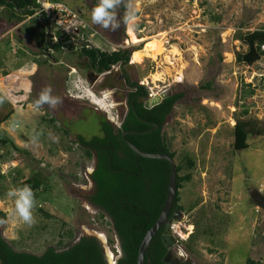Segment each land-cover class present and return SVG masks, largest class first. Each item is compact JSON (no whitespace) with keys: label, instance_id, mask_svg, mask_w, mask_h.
I'll return each mask as SVG.
<instances>
[{"label":"rangeland","instance_id":"374dc122","mask_svg":"<svg viewBox=\"0 0 264 264\" xmlns=\"http://www.w3.org/2000/svg\"><path fill=\"white\" fill-rule=\"evenodd\" d=\"M97 2L62 3L85 13L95 30L91 34L95 38H89L94 48L110 53L137 50L145 57L141 64L135 63L134 52L124 70L119 64L99 74L82 67L79 58L66 50L67 55L53 51L44 65V60L38 61L36 25L22 31L28 20L21 25L7 24L0 8V85L4 80L0 94L8 97L0 105V120L13 112L0 126V140L10 138L37 160L20 158L12 148L0 147V191L9 190L18 175L25 180L41 171L49 178L47 190L36 199L31 227L15 216L14 198L0 195V212L6 214L5 220L0 218L2 236L20 244L22 251L41 255L51 246L58 247L61 234L72 231L73 240H63L66 246L82 237L97 238L103 242L107 264H116L118 238L87 199L93 191L90 174L95 160L86 158L74 142L78 136L92 139L100 135V118L113 124L121 121L129 92L123 77L128 76L132 83L146 88L148 97L185 95L164 129L177 153L175 162L179 163L184 153L197 162L192 182L180 191V204L186 209L196 207L182 213L170 228L183 252L179 241L187 240L198 223L197 264H247L248 260L264 264V210L249 195L252 189L264 195V136L249 137V148L237 152L233 135L238 117L255 121L264 130V60L252 66L237 63L235 52L245 53L247 46L234 37L239 31L264 29V0H131L138 14L132 30L136 41L123 23L116 31L93 24L91 11ZM123 14L119 8L118 18ZM50 27L51 37L56 36L58 28ZM154 39L163 45L160 55L145 49ZM5 70L8 77L3 75ZM208 82L211 88L203 89ZM49 84L63 104L57 110L47 105L36 108L35 99ZM51 119L57 129L49 124ZM37 133L42 135L34 141ZM208 227L214 236L204 233Z\"/></svg>","mask_w":264,"mask_h":264},{"label":"trees","instance_id":"16d2710c","mask_svg":"<svg viewBox=\"0 0 264 264\" xmlns=\"http://www.w3.org/2000/svg\"><path fill=\"white\" fill-rule=\"evenodd\" d=\"M37 1L0 0V8L4 9V15L11 24L20 25L35 15ZM52 1L63 2V0ZM121 9L124 11L123 7ZM136 15L138 16V14ZM31 24L36 25L34 29H37L38 32L35 34L38 36L39 52L37 56L41 57L38 61L44 60V65L48 64L47 56L51 57L53 51L66 54V50H70L79 58L82 65L88 60L86 65L89 69L104 74L111 71L113 67L129 61L130 55L137 51L120 50L110 53L91 47L89 43L80 47L69 42L71 39L62 37L59 32L56 35L57 41L54 42L53 36L48 37V29L43 18L33 17L21 26L22 31L26 26L31 27ZM39 29L41 30L39 31ZM81 33L90 37L94 30H81ZM234 37L235 40L247 46L245 53L235 52L237 63L252 66L263 59L264 54L260 50V45L264 43V29L252 33L239 31ZM88 40L92 41L89 38ZM0 65H2L1 62ZM3 75L9 76L6 70ZM124 78L127 81L129 92L126 94V112L118 128L108 122L105 117L100 118V135L92 139L78 136L74 144L83 151L86 158L96 161L95 169L90 175L93 191L87 199L98 210L100 217L103 220H108V224L118 238L120 257L116 264H137L142 240L162 213L169 188L171 166L166 161L138 157L128 147L126 141L144 153L165 154L175 160L177 153L172 150V140L164 129L175 106L184 99L185 95L173 93L160 105L147 110L143 103L145 97L148 96L146 88L138 83H132L126 76ZM211 85L212 83L208 82L202 88L207 90L211 88ZM251 94L253 95L254 92ZM11 115L13 112H9L1 119L0 126L9 120ZM55 123L54 119L49 120V124L57 129L54 126ZM154 125H158V129H155ZM63 133L69 135L67 130H63ZM125 133L129 134L125 136L124 140ZM233 135L234 150L241 152L249 148V137L264 136V130L258 128L255 121L252 123L238 117ZM0 147L12 148L16 154L20 155L18 157L23 158L24 156L31 159L32 162L37 161L29 151L19 148L10 138H1ZM18 157L14 160H17ZM176 165L177 193L170 217L177 209L184 213L185 211L191 212L196 207L193 205L186 209L181 205L180 191L185 184L192 182L197 162L191 155L184 153ZM48 179L41 171H38L25 180H20L19 175L14 177L11 185L12 187L30 185L35 191L37 199L41 191L47 190ZM7 192V189H4L2 193L0 191L1 197H5L6 195H3ZM39 211L48 219L51 218L44 208ZM219 217L221 220L223 219L222 216ZM0 218L5 220L6 214L0 212ZM163 231L164 228L154 237L145 257L146 264L149 262L150 264H167L164 262L168 250L162 241ZM204 233L210 237L214 236L211 227H208ZM64 238L73 240L74 233L69 231L65 235L61 234L58 247L51 246L38 255L18 249L20 244L5 239L0 232V264H107L104 247L97 238L82 237L77 243L67 246L63 243ZM198 239V223H195V231L190 234L189 238L179 241L184 245L185 253L189 258V261H184L181 264H193L194 258L198 256L195 249ZM210 242L216 245L214 240L211 239ZM109 243L112 244L113 241ZM213 251L214 249L210 250V252ZM247 264L258 263L248 260Z\"/></svg>","mask_w":264,"mask_h":264},{"label":"clouds","instance_id":"9594fccd","mask_svg":"<svg viewBox=\"0 0 264 264\" xmlns=\"http://www.w3.org/2000/svg\"><path fill=\"white\" fill-rule=\"evenodd\" d=\"M38 1H37V7H36L37 11L33 17H40V15L38 14L39 7H40V4L38 3ZM47 1L53 4L65 5L62 2H54L52 0H47ZM121 7L124 8V14L122 18H118V9ZM73 11L80 13L82 17L87 21L84 15L85 13L83 11L81 10L79 11L73 10ZM33 17H31V19ZM137 19L138 17L136 15V10L132 7L131 0H98V2L92 8V11H91L92 23L95 25H99L105 30L116 31L117 29L120 28L121 23H123L126 31H131L136 27ZM27 20L29 21V19ZM43 21L46 23L47 29L49 30L50 28L49 33H51L52 31L50 27L51 26L50 22L44 18H43ZM89 30H93V29L91 28ZM59 33L63 35V33L61 32ZM94 33H95V30H94ZM80 35L82 36V39H83L84 35L83 33H81V30H80ZM49 38H51V35L49 36ZM88 38L93 39L94 35L91 36L90 34V37H86L85 40L89 41ZM89 44H90V41H89ZM91 46L94 47L93 45ZM131 57L132 55H130L129 57L130 61H131ZM263 60H264V57H263ZM53 91H54L53 86L50 84L42 88L38 97L34 101L35 107L42 108L43 106L47 105L48 108L52 110H57L63 104V99L58 95H54ZM7 99H8L7 95L0 94V105H3ZM40 135H42V133H37L33 136L32 139L34 141H38ZM94 169H95V166L92 170V173ZM6 195L10 198H14V205H15L14 210H15V216L17 217V219L23 224L31 227L35 223L33 209L36 207V193L33 190V188L27 184H24L23 186H19V187H12L8 190Z\"/></svg>","mask_w":264,"mask_h":264},{"label":"water","instance_id":"95a60500","mask_svg":"<svg viewBox=\"0 0 264 264\" xmlns=\"http://www.w3.org/2000/svg\"><path fill=\"white\" fill-rule=\"evenodd\" d=\"M169 96L170 95L162 94L160 96H157L156 98H151V97L147 98V102L145 103L144 107L147 110H151L154 107L160 105ZM154 127L155 129H158L159 126L154 125ZM128 134L129 133H125L123 135L124 140H125V136ZM126 144L138 157L166 161L171 166L169 188H168V193L166 196V200L164 203L162 213L160 217L158 218V220L156 221V223L152 226V228L149 231H147L139 247L138 256H137V264H146V261H145L146 254L149 252V249H150V246L152 244L154 237L162 228H164L163 235H162V241H163L164 246L168 250L167 255H169V252H171L174 248L182 251V248L177 244V241L174 238V236L171 234V230H170L171 225L175 221H179L182 217V212L179 209L175 210L173 215L170 217L172 209H173L176 193H177V165H176L175 160L171 159L168 155L144 153L141 150H139L136 146L131 144L130 142L126 141ZM249 195H250L251 201L258 208L264 210V195L257 189H252ZM99 241L103 245V242L101 240ZM164 262L167 264H171L168 260H165ZM148 264H150V262Z\"/></svg>","mask_w":264,"mask_h":264},{"label":"built area","instance_id":"2783aa9c","mask_svg":"<svg viewBox=\"0 0 264 264\" xmlns=\"http://www.w3.org/2000/svg\"><path fill=\"white\" fill-rule=\"evenodd\" d=\"M38 3L40 4L38 11L40 17L48 20L51 25H55L58 28V32L74 33L79 31L80 33V30L91 29L80 13L74 12L65 5L53 4L47 0H39ZM54 40L57 41L56 36H54ZM260 49L264 53V43L260 45ZM262 92L264 95V77L262 78Z\"/></svg>","mask_w":264,"mask_h":264},{"label":"flooded vegetation","instance_id":"af4514ba","mask_svg":"<svg viewBox=\"0 0 264 264\" xmlns=\"http://www.w3.org/2000/svg\"><path fill=\"white\" fill-rule=\"evenodd\" d=\"M68 8H70L68 5H66ZM70 9H72V10H75V9H73V8H70ZM31 18H29V20H30ZM7 24H11L10 23V20L9 19H7ZM49 30H50V28H49ZM49 30H48V34H49V36L51 35V33H49ZM62 37H69L71 40L69 41V42H71V43H73V44H75V45H77V46H80V47H82L83 45H85V44H88L89 43V41H86L85 40V38H86V36H83V39H82V36L80 35V33H79V31H76V32H74V33H72V32H66V33H63V35H62ZM84 41H86V42H84ZM122 51H125V50H122ZM127 51V50H126ZM87 62H88V60H86V62H85V64L84 65H82V67H86L87 65ZM129 62H130V60L129 61H127L126 63H121V67H122V70H124L125 69V67L126 66H128V64H129ZM84 70H88V68H86V69H84ZM107 73V72H106ZM123 76V75H122ZM126 77H128V76H126ZM124 78V77H123ZM128 79V78H127ZM124 80H125V78H124ZM126 81V80H125ZM127 82V81H126ZM147 98H150V96L148 97H145V99H144V101H143V103H144V105H145V103L147 102ZM145 108V107H144ZM146 109V108H145ZM123 119V118H122ZM121 119V120H122ZM107 120V119H106ZM109 122V121H108ZM121 122V121H120ZM119 122V123H120ZM119 123L118 124H113L116 128H118V125H119ZM95 165H96V161H95ZM179 245V244H178ZM169 256V257H168ZM165 260H168L171 264H181V263H183L184 261H189V258H188V255L185 253V252H183V249H182V251H180V250H178L177 251V249L176 248H174L171 252H169V255H167L166 257H165ZM193 264H197L195 261H193Z\"/></svg>","mask_w":264,"mask_h":264},{"label":"bare ground","instance_id":"6f19581e","mask_svg":"<svg viewBox=\"0 0 264 264\" xmlns=\"http://www.w3.org/2000/svg\"><path fill=\"white\" fill-rule=\"evenodd\" d=\"M129 34L132 37L133 41L137 40L136 37H135V34L133 33L132 30L129 31ZM145 49H146L147 52H150L153 55H160L162 53V50H163V45L160 42H158L157 40L154 39L153 41H150V42H148L145 45ZM133 59H134L135 63L141 64L144 61L145 57H144L143 53L136 52L134 54V56H133ZM111 261L112 260L110 259V263H112Z\"/></svg>","mask_w":264,"mask_h":264},{"label":"crops","instance_id":"0c3cea01","mask_svg":"<svg viewBox=\"0 0 264 264\" xmlns=\"http://www.w3.org/2000/svg\"><path fill=\"white\" fill-rule=\"evenodd\" d=\"M24 24H25V23H24ZM7 79H8V78H7ZM3 81H4V80H2L1 85H3ZM1 85H0V87H1Z\"/></svg>","mask_w":264,"mask_h":264}]
</instances>
